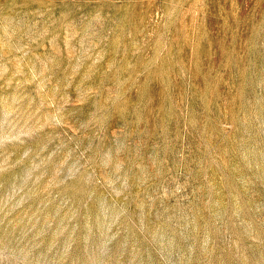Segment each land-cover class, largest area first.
<instances>
[{
    "label": "rangeland",
    "instance_id": "rangeland-1",
    "mask_svg": "<svg viewBox=\"0 0 264 264\" xmlns=\"http://www.w3.org/2000/svg\"><path fill=\"white\" fill-rule=\"evenodd\" d=\"M0 264H264V0H0Z\"/></svg>",
    "mask_w": 264,
    "mask_h": 264
}]
</instances>
